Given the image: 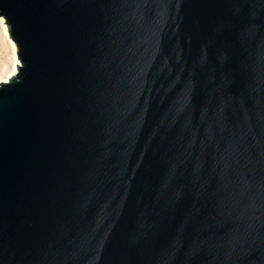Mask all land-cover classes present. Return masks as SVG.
I'll return each instance as SVG.
<instances>
[{
  "label": "water",
  "instance_id": "95a60500",
  "mask_svg": "<svg viewBox=\"0 0 264 264\" xmlns=\"http://www.w3.org/2000/svg\"><path fill=\"white\" fill-rule=\"evenodd\" d=\"M0 15V264H264V0Z\"/></svg>",
  "mask_w": 264,
  "mask_h": 264
},
{
  "label": "rangeland",
  "instance_id": "374dc122",
  "mask_svg": "<svg viewBox=\"0 0 264 264\" xmlns=\"http://www.w3.org/2000/svg\"><path fill=\"white\" fill-rule=\"evenodd\" d=\"M6 30H7L6 24H0V77L7 74L8 71L12 70V68L15 65V61H14L15 59L18 61L16 56V48L13 53L12 47L9 42L11 40ZM5 31H6V35H5ZM18 65H20L19 61H18ZM16 72H17V68H16Z\"/></svg>",
  "mask_w": 264,
  "mask_h": 264
},
{
  "label": "bare ground",
  "instance_id": "6f19581e",
  "mask_svg": "<svg viewBox=\"0 0 264 264\" xmlns=\"http://www.w3.org/2000/svg\"><path fill=\"white\" fill-rule=\"evenodd\" d=\"M5 35H6V31H5ZM10 42V45H11V47H12V51H13V53H14V51H15V46H14V44L11 42V41H9ZM15 61V65H14V67L12 68V70L11 71H8V73L7 74H5L4 76H2V77H0V83H6V82H8V80L11 78V77H13L14 75H15V73H16V66H18V61L15 59L14 60ZM6 81V82H5Z\"/></svg>",
  "mask_w": 264,
  "mask_h": 264
},
{
  "label": "snow or ice",
  "instance_id": "6c2138e0",
  "mask_svg": "<svg viewBox=\"0 0 264 264\" xmlns=\"http://www.w3.org/2000/svg\"><path fill=\"white\" fill-rule=\"evenodd\" d=\"M7 21L4 19V17L2 15H0V24H4ZM7 31V30H6ZM6 82V81H5Z\"/></svg>",
  "mask_w": 264,
  "mask_h": 264
}]
</instances>
